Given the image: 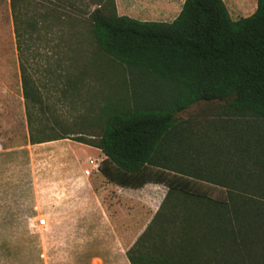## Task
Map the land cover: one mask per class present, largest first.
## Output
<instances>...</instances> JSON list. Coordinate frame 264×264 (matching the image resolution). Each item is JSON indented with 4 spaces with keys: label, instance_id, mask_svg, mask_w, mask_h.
I'll return each mask as SVG.
<instances>
[{
    "label": "rangeland",
    "instance_id": "obj_1",
    "mask_svg": "<svg viewBox=\"0 0 264 264\" xmlns=\"http://www.w3.org/2000/svg\"><path fill=\"white\" fill-rule=\"evenodd\" d=\"M54 1H28L26 17L37 25L30 27L33 34L26 35L24 47L29 49L21 54L11 0H0V152L23 148L24 158L30 149L33 152L34 182L45 197L40 198L39 218L47 220L45 227L34 229L49 248L50 264L81 262L98 248L96 241L115 235L135 244L150 224L152 235L142 237L136 247L131 245L132 253L137 257L144 250L148 256H160L168 243H162L152 223L153 210H159L167 187H150L147 193L155 197L150 202L129 201L101 172L84 173L90 158L102 163L104 155L79 141L98 140L112 111L143 102L152 93L145 91L152 77L100 49L92 23L74 11L80 0H60L62 7L56 12L51 7ZM115 4L121 8L122 0ZM155 18L164 21L168 16L161 13ZM21 59L30 89L39 100L24 96ZM178 120L156 153L162 167L209 176L264 160L260 126L251 116L235 114L219 103L199 102L181 112ZM29 178L27 170L19 168L18 173L8 174L6 182L33 183ZM211 186L213 196L226 195V188ZM146 206L153 209L149 212ZM111 223L118 229L113 230ZM9 226L1 232L5 239L11 234Z\"/></svg>",
    "mask_w": 264,
    "mask_h": 264
},
{
    "label": "trees",
    "instance_id": "obj_2",
    "mask_svg": "<svg viewBox=\"0 0 264 264\" xmlns=\"http://www.w3.org/2000/svg\"><path fill=\"white\" fill-rule=\"evenodd\" d=\"M28 1L11 0L21 54L29 49L24 47L26 35L33 34L30 27L37 25L26 17ZM51 7L60 10L61 1ZM74 7L92 23L102 51L152 77L145 89L152 93L143 102L112 111L98 140H79L104 153L100 172L109 181L168 188L152 220L162 243L168 244L160 256L144 250L133 255L142 237L152 235L150 224L129 250L131 263L264 264V160L209 176L175 172L156 160L165 138L178 126L179 114L199 102L219 103L253 117L264 142V0H257L255 12L238 20L224 0H185L172 21L120 15L115 0H80ZM21 69L25 98L39 100L23 61ZM211 185L226 188V195L213 196ZM258 189L261 196L248 192Z\"/></svg>",
    "mask_w": 264,
    "mask_h": 264
},
{
    "label": "crops",
    "instance_id": "obj_3",
    "mask_svg": "<svg viewBox=\"0 0 264 264\" xmlns=\"http://www.w3.org/2000/svg\"><path fill=\"white\" fill-rule=\"evenodd\" d=\"M184 1L122 0L121 8L118 6L117 11L120 15H128L144 21H162L155 18L162 13L168 16V19L164 21H172L179 15ZM224 2L234 20L251 15L257 8V0H224ZM21 149L23 148H13L0 152V264H50L49 248H46L43 240H39V236L35 234L34 229V226L39 228L36 222L41 217L39 213L40 198L45 197L40 196L34 182L32 150L30 149L29 152L25 153L26 158H24ZM6 155L13 156L7 158ZM105 157L104 155V159ZM19 168L27 170L30 176L29 179L33 180V183L15 182L14 184H7L6 177H8V174L18 173ZM102 176L107 179L103 174ZM109 182L120 188L127 195L125 196L126 199L134 203H140L139 200L150 202V199L155 197L153 193H147V190L150 187L155 189V185L165 186L164 184L150 182L140 188H132ZM146 208L149 212L150 209H153L150 206H146ZM153 213L156 214L157 211L153 210ZM7 223L10 224L11 234L8 239H5L1 232L3 227L8 225ZM111 227L115 230L117 225L111 223ZM139 228L142 229V227ZM4 240H7L8 243H3ZM96 242L98 248L92 251L91 254L85 255L83 261L65 264H132L129 259V250L134 244H131L128 240L115 235ZM17 247L21 249H13Z\"/></svg>",
    "mask_w": 264,
    "mask_h": 264
},
{
    "label": "built area",
    "instance_id": "obj_4",
    "mask_svg": "<svg viewBox=\"0 0 264 264\" xmlns=\"http://www.w3.org/2000/svg\"><path fill=\"white\" fill-rule=\"evenodd\" d=\"M88 165L89 167L84 170V173L86 175H91L94 171L100 172V162L97 159L90 158L88 160ZM36 225L39 228L45 227L47 225L46 218H39L36 222Z\"/></svg>",
    "mask_w": 264,
    "mask_h": 264
}]
</instances>
